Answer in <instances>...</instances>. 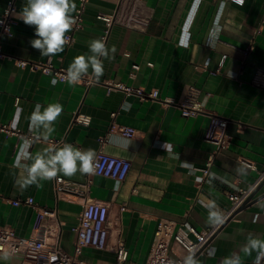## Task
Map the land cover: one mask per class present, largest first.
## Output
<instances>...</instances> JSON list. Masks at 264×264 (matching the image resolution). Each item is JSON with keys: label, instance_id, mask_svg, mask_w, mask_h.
<instances>
[{"label": "crops", "instance_id": "1", "mask_svg": "<svg viewBox=\"0 0 264 264\" xmlns=\"http://www.w3.org/2000/svg\"><path fill=\"white\" fill-rule=\"evenodd\" d=\"M25 2L17 1L13 36H3L0 41L7 56L0 59V123L32 132L28 118L35 105L59 102L63 112L49 140L91 148L97 155L99 139L107 137L104 154L132 164L123 182L79 172L72 177L57 176L81 189L90 182L88 197L110 206L111 248L85 249L89 264H116L113 246L119 235L129 253L126 264H146L160 221L206 231L212 225L202 204L210 200L222 210L225 223L196 256L199 264H221L232 252L241 255L243 264H264L262 253L241 251L249 235L264 238V207L260 206L264 198L232 214L229 199L240 189L254 193L261 188L252 201L264 195V88L253 85L256 73L264 70V0H245L243 4L231 0H87L82 29L68 33L74 35V42L51 57H41L39 50L31 47L30 41L36 38L34 26L24 24L17 15ZM74 2L77 11L81 0ZM6 6L7 0H0V16ZM99 14L115 16L106 41V25L98 19ZM92 39H103L109 49L115 46L116 52L111 60L101 58L104 75L91 86H70L53 75L21 69L15 63L51 59L56 68L67 69L74 57L90 54ZM232 46L251 51L246 57ZM224 56L225 72L218 74L215 71ZM88 76L94 77L91 69ZM117 85L146 93L158 90L161 99L171 103L127 97ZM191 86L200 90L204 112L183 117L177 105ZM125 102L131 105L123 108ZM77 115L89 117L90 124L74 123ZM210 115L229 120L228 143L221 150L205 142ZM113 124L133 128L136 133L132 138L118 132L108 136ZM122 139L131 141L128 149L118 146ZM22 142L0 132V228H11L24 238L36 235L37 211L12 203L32 197L40 207L57 213L42 219L47 231L57 230L49 235V242L73 254L77 240L74 227L85 198L73 193L58 195L55 178L22 190L18 181L24 173L13 166ZM165 142L179 159L169 158L162 147ZM48 146L49 142L41 139L30 151L35 154ZM243 161L255 169L246 167L247 175L239 176L235 169L245 166ZM208 162L211 171L206 176L200 168ZM212 173L227 183L215 179L210 186ZM172 251L174 258L186 255L174 242ZM0 264L30 263L16 253L1 254Z\"/></svg>", "mask_w": 264, "mask_h": 264}, {"label": "built area", "instance_id": "2", "mask_svg": "<svg viewBox=\"0 0 264 264\" xmlns=\"http://www.w3.org/2000/svg\"><path fill=\"white\" fill-rule=\"evenodd\" d=\"M17 1L18 0H7V6L0 16V41L3 36H13V28L16 25L15 15L17 13ZM86 1L87 0H81V4L74 15L76 18V24L73 26V32H76L83 27V14ZM231 1L237 4H243L245 0ZM98 19L103 21L106 25L104 36V40L106 41L111 27L115 22V16L99 14ZM67 36V45H71L74 42V35L68 34ZM232 47L246 57L251 51L250 48H242L239 46ZM6 57L7 56L3 53L0 46V59H5ZM225 59L226 57L224 56L218 69L215 71L216 73L224 74L225 70L223 69V62ZM15 63L21 69L29 68L32 71H41L44 74L55 76L62 83H67L64 80L66 69L56 68L51 59H48L43 63H31L25 60H15ZM134 68L136 70L139 69L138 66H134ZM97 82L98 80L95 77L87 76L80 84L91 86ZM253 85L258 89L264 88V70H260L256 73ZM117 87L121 88L127 97L136 95L142 101L155 100L165 104L171 103L169 99H161L158 90L146 93L141 89H133L121 85H117ZM199 95L200 90L198 88L194 86L189 88L185 98L177 105L181 110L183 117H195L204 112L199 102ZM19 102L20 99H17L16 104L18 105ZM130 105V103L125 102L123 108L129 107ZM117 115L118 112L113 113L112 117L116 118ZM210 119L205 142L214 144L219 150H221L225 148L228 143L227 127L229 125V120L217 115H210ZM73 122L79 125L88 126L90 124V118L84 115H77ZM0 132L6 134L8 137H16L18 141H22L25 138H32L33 143L39 141L34 138V133L15 129L9 124L0 123ZM114 132H118L127 138L134 137L136 133L133 128L117 127L113 124L108 136ZM48 142L50 145L56 144L57 146H62L65 143V141L54 140H49ZM99 142L101 150L96 155L98 167L94 175L119 182L125 181L132 168L131 162L126 159L104 154L102 149L107 143V137L100 138ZM243 165L250 169H255L254 165L247 161H243ZM200 171L206 176H209L211 171L210 162L200 168ZM263 176L264 173L262 174V177ZM89 183L84 185L81 189L61 177L55 178V191L58 195L61 193H73L85 198L82 213L77 225L74 227V231L77 233V240L75 242V251L73 254H69L61 249L57 243H50L48 240L49 235L51 233H57V230L53 228L52 230L47 231L42 225V219L46 217H56L57 213L40 207L32 197H28L26 199L15 200L12 203L15 206L25 205L37 211L38 219L35 227L36 235L24 238L17 236L15 231L11 228H0V256L1 254L13 255L20 253L24 255L30 264H89L88 259L84 254L85 249L92 248L101 251L110 249L112 225L110 222V206L104 202L93 201L88 197ZM251 194L252 190L243 189L231 194L229 196L231 202V214L236 212ZM220 226L221 225L211 226L206 231L199 232L193 227H184V224L177 225L176 222L169 220L160 221L155 234V241L146 264H183V258L189 253V251H194L197 256L204 250L206 244L214 236ZM173 242L186 252L185 256L181 258H174L172 256ZM113 250L116 253V264H126L129 253L120 235L116 238ZM261 262L264 263V253L261 255Z\"/></svg>", "mask_w": 264, "mask_h": 264}, {"label": "clouds", "instance_id": "3", "mask_svg": "<svg viewBox=\"0 0 264 264\" xmlns=\"http://www.w3.org/2000/svg\"><path fill=\"white\" fill-rule=\"evenodd\" d=\"M75 12L74 0H26L17 15L24 24L34 26L36 38L30 41L31 47L39 50L41 57H51L64 52L65 45L68 43L67 34L76 24V18L73 15ZM88 48L90 54L74 57L66 69L64 80L68 85L80 84L89 75L90 69L91 75L98 80L104 75L103 59H113L116 52L115 46L109 49L103 39H92ZM56 83L57 81L53 79L52 84ZM62 112L63 105L59 102L49 103L47 106L36 104L28 118L29 128L35 134L34 138L42 139L45 142L49 141L55 132L54 124ZM32 143V138L23 140L22 151L17 154L13 165L22 169L24 173L21 180L18 181L22 190L32 185L39 186L41 181L53 180L58 174H63L66 177H72L78 172L82 175L94 174L98 167L96 152L91 148L81 149L70 143H64L62 146L51 144L33 154L30 151ZM130 145L131 141L127 139H122L118 143V146L124 149H128ZM162 147L170 159H179L178 153L172 150L169 142H165ZM235 171L239 176L247 175L246 166H239ZM215 179L227 183L224 178L212 173L209 179L210 186L212 180ZM202 206L206 208L207 222L210 225L218 226L225 223V216L214 200H210ZM260 206L264 207V202H261ZM241 251L248 254L253 251L264 253V238L249 235ZM3 258L8 259L7 256ZM183 264H199L196 253L189 251L183 258ZM221 264H243V261L239 253L232 252L223 258Z\"/></svg>", "mask_w": 264, "mask_h": 264}, {"label": "water", "instance_id": "4", "mask_svg": "<svg viewBox=\"0 0 264 264\" xmlns=\"http://www.w3.org/2000/svg\"><path fill=\"white\" fill-rule=\"evenodd\" d=\"M263 185H264V183H263ZM263 185H261V187H262ZM259 189H261V188H258V190H259ZM258 190H257V191H258ZM257 191L254 192V193H252V195L249 196V198L246 200V202H245V203H244V204H243V205H242V206L236 211L237 213L240 212V211H242L243 209H245L249 204H252V203H254V202L260 200L261 198H264V195H263V196L260 197L259 199H256L255 201H252V200L254 199V197H255ZM250 202H252V203H250Z\"/></svg>", "mask_w": 264, "mask_h": 264}]
</instances>
